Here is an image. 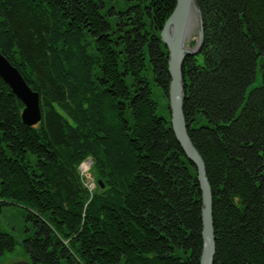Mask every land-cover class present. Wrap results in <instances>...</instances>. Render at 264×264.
I'll use <instances>...</instances> for the list:
<instances>
[{"label": "trees", "instance_id": "trees-1", "mask_svg": "<svg viewBox=\"0 0 264 264\" xmlns=\"http://www.w3.org/2000/svg\"><path fill=\"white\" fill-rule=\"evenodd\" d=\"M122 1L0 0V51L41 96L28 127L0 78V208L28 210L32 264H201L202 192L171 127L161 39L177 0ZM196 1L204 42L184 62V114L212 189L214 264H264V0ZM16 245L0 231V256Z\"/></svg>", "mask_w": 264, "mask_h": 264}, {"label": "water", "instance_id": "water-1", "mask_svg": "<svg viewBox=\"0 0 264 264\" xmlns=\"http://www.w3.org/2000/svg\"><path fill=\"white\" fill-rule=\"evenodd\" d=\"M193 10H195L193 12ZM193 14V15H192ZM198 23L199 38L196 46H187L193 16ZM161 39L169 53V107L171 127L186 157L197 169V178L202 192V239L203 248L201 264H214L216 256V237L213 220V195L207 177L206 165L194 146L184 114L186 89L184 84L183 66L189 55H197L204 42V22L201 9L196 0H177L172 15L161 32ZM0 78L8 84L12 92L24 104L22 121L28 127L37 126L43 119L40 93L34 91L25 80L20 70L0 51ZM8 264H32L28 259Z\"/></svg>", "mask_w": 264, "mask_h": 264}, {"label": "rangeland", "instance_id": "rangeland-1", "mask_svg": "<svg viewBox=\"0 0 264 264\" xmlns=\"http://www.w3.org/2000/svg\"><path fill=\"white\" fill-rule=\"evenodd\" d=\"M108 5L107 9L108 11L112 8H116L118 12L126 11L131 4L128 2H124L122 0H106ZM120 15H110L108 19L115 24V20L119 18ZM193 33V34H192ZM192 35L187 40V46H190L191 48H194L198 42L199 33H198V23L195 21L194 25L191 27V33ZM262 82V75L259 72L257 81L250 86V89L258 86ZM152 90L154 94V98L159 103V114L163 117L169 118L168 110H167V101L162 95V91L155 87L152 83ZM171 114V112H170ZM200 117V116H199ZM199 123L196 125V127H201L207 125V122L203 118H199ZM171 121V120H170ZM92 167L89 169V171L85 174H82L79 172V177L81 184L86 187L90 193H93L96 191V188L98 187V180L96 177V174H94L93 171V164H91ZM96 184V187L94 186L93 189H91L92 185ZM29 214L28 210L25 209V207L21 204H14L9 206H2L0 208V231L9 233L14 237V239L17 242L16 249L13 252H8L2 256H0V264H8L10 262L20 261L25 259L24 250L22 247L23 240L27 232V227H31L32 223L31 221H27V215Z\"/></svg>", "mask_w": 264, "mask_h": 264}, {"label": "bare ground", "instance_id": "bare-ground-1", "mask_svg": "<svg viewBox=\"0 0 264 264\" xmlns=\"http://www.w3.org/2000/svg\"><path fill=\"white\" fill-rule=\"evenodd\" d=\"M195 10H193V12H194ZM193 15V14H192ZM193 19H194V21L192 20V22H191V27L194 25V23H195V21H197V20H195V15L193 16ZM190 33H191V29H190V32H189V35H188V38H190L192 35H190ZM193 34V33H192ZM188 40V39H187ZM168 55H169V53H168ZM168 66H169V64H168ZM185 89H186V87H185ZM87 161H89L91 164H93V160L91 159V158H88V159H86ZM90 164V167H92V165ZM81 167H82V165L80 164V166H79V168H78V172H81ZM198 176V175H197ZM86 188V187H85Z\"/></svg>", "mask_w": 264, "mask_h": 264}, {"label": "built area", "instance_id": "built-area-1", "mask_svg": "<svg viewBox=\"0 0 264 264\" xmlns=\"http://www.w3.org/2000/svg\"><path fill=\"white\" fill-rule=\"evenodd\" d=\"M90 164L91 163L89 161H87V162H85V163L82 164V167H81V173L82 174H85V173H87L89 171ZM91 188H92V186H91Z\"/></svg>", "mask_w": 264, "mask_h": 264}]
</instances>
